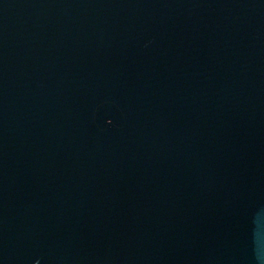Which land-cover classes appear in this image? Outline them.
<instances>
[{"label":"water","instance_id":"water-1","mask_svg":"<svg viewBox=\"0 0 264 264\" xmlns=\"http://www.w3.org/2000/svg\"><path fill=\"white\" fill-rule=\"evenodd\" d=\"M0 264H264V0H0Z\"/></svg>","mask_w":264,"mask_h":264}]
</instances>
